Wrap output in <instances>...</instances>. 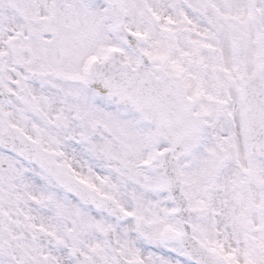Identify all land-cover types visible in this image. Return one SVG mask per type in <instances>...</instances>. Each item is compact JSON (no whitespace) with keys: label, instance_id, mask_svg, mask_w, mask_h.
Masks as SVG:
<instances>
[{"label":"snow or ice","instance_id":"obj_1","mask_svg":"<svg viewBox=\"0 0 264 264\" xmlns=\"http://www.w3.org/2000/svg\"><path fill=\"white\" fill-rule=\"evenodd\" d=\"M0 264H264V0H0Z\"/></svg>","mask_w":264,"mask_h":264}]
</instances>
